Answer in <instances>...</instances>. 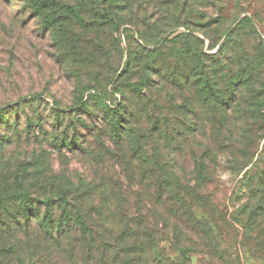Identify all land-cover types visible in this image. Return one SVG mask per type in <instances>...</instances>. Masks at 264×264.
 Returning a JSON list of instances; mask_svg holds the SVG:
<instances>
[{
  "label": "rangeland",
  "instance_id": "374dc122",
  "mask_svg": "<svg viewBox=\"0 0 264 264\" xmlns=\"http://www.w3.org/2000/svg\"><path fill=\"white\" fill-rule=\"evenodd\" d=\"M181 1L0 0V168L27 167L25 188L34 196L61 190L78 196L104 176L116 181L131 211L140 206L151 224L158 222L160 245L177 263L179 248L189 244L196 250L192 264H264V182L251 169H264V0H185L186 9ZM230 32L235 48L224 47L218 58L230 74L260 58L254 84L240 87V101L228 104L233 122L198 99L194 74H176L185 66L176 57L185 34L215 56ZM210 70L214 92L225 95L223 76ZM144 80L151 85L140 94L135 86ZM104 101L125 105L122 148L111 142ZM195 114L203 119L195 122ZM63 140L88 152L69 151L58 145ZM107 145L117 157L105 152ZM155 160L209 228L207 238L185 230L179 247L170 242L175 220L163 227V207L141 180L155 171L149 164ZM64 209H55L56 219ZM22 238L24 262L81 261L72 238H60L59 247L38 232Z\"/></svg>",
  "mask_w": 264,
  "mask_h": 264
},
{
  "label": "trees",
  "instance_id": "16d2710c",
  "mask_svg": "<svg viewBox=\"0 0 264 264\" xmlns=\"http://www.w3.org/2000/svg\"><path fill=\"white\" fill-rule=\"evenodd\" d=\"M166 1L170 2V0ZM181 4L182 9L188 7V2L185 0L181 1ZM42 5L45 7L44 4ZM245 18L239 24L240 27L245 24ZM160 19L161 17H158L155 20V27L160 26ZM237 30L238 28L235 32ZM235 32H230L226 36L220 52L215 56L205 52L202 47L203 40L195 38L192 43H189L187 40L189 35L185 34L186 39L185 41L182 40L183 46L181 50L178 49L176 55L177 58L180 56L185 63V66H182V72H176L179 79H182L183 73L186 77L194 74L195 81L192 85L197 87L198 99L208 105L213 110L214 115H216L217 110H223L224 115L230 116L231 122L234 119L231 112L226 110L228 104L231 101L235 103L240 101V93L237 92L240 87H250L254 84L255 76L253 74L260 61V58L256 57L252 61L251 67L249 64L244 67H236L237 70H232L231 74L223 67L218 58L220 53L224 51V47L235 48L233 44ZM162 40L170 41V38L167 37ZM210 46L212 45L210 44ZM149 52L153 53L155 57L156 50H149ZM154 57L152 60L150 57L146 58L148 67L154 68ZM189 63L192 67H189ZM211 67L223 76V84L228 90L225 95L214 92L218 85L214 84L216 80L211 77ZM149 85L151 84L144 80L135 87L140 90L141 94L143 88ZM115 89H119L118 83ZM100 95L102 96V93ZM105 95L107 94H103V96ZM256 103H259L258 100ZM231 106L234 110L236 109L235 104ZM100 107L105 121L110 126L111 142L115 146L124 147L122 109L125 108V105L119 104L118 106L104 101L101 102ZM85 112H88V109ZM4 119V115L0 113L1 123L4 122ZM194 119L195 122H198L203 117L195 114ZM58 145L72 152H88L84 147L76 146L75 142H69V140H63ZM107 146L109 148H105V152H112L114 158L117 157L112 146ZM130 161V158L129 160L126 158L123 165L130 168ZM144 162L148 163L146 159ZM149 164H153L155 171L151 169L150 175H147L146 172L141 180L144 178L146 180L145 186L150 187L148 189L149 199L163 207V213H165L163 215L165 218L162 223L163 227L166 229V226H169V219L175 220L172 237L169 238L170 242L179 247V238H184L185 230L207 238L210 233L209 228L196 218L191 205L179 192L178 187H175L176 179L169 177V174L164 171L165 166L161 161L155 160L154 163ZM149 164L147 169L151 168ZM7 167L0 168V264H33L23 261L25 260L24 256L29 258V254L25 252L26 245L22 243V236L28 237L35 232L40 233L50 242L55 241L58 247L60 238L69 237L72 238V241L76 240L80 246L82 257L80 258L81 261L74 259L72 264H192L189 257L193 255L192 253H196V250L189 244L179 248L183 257L178 263L164 253L160 245L162 241L158 235L161 230L158 228V222L151 224L152 222L149 221L145 211L140 206L131 211L127 207L128 201L120 193V187L116 181L110 182L104 176L94 190V186L90 185L85 191L78 192V196L71 195L70 190H65V192L61 190L51 194L44 192L34 196V192L25 188L24 174L27 167H24L23 173H12ZM251 169L253 170L252 175L257 173L258 179L264 182V169L256 170L255 167H251ZM130 174L129 172L128 175ZM132 177L134 176L132 175ZM96 190L98 191L95 192ZM71 197L75 201H71ZM59 207H65L64 214L56 219L54 213L55 209ZM259 207L263 209L264 205ZM165 229L162 228L163 233ZM208 246L211 247V244ZM49 249L52 250L50 247ZM13 254L17 261L11 258Z\"/></svg>",
  "mask_w": 264,
  "mask_h": 264
}]
</instances>
